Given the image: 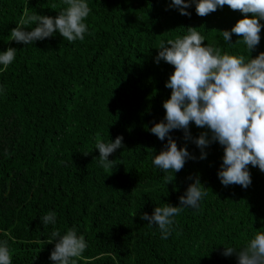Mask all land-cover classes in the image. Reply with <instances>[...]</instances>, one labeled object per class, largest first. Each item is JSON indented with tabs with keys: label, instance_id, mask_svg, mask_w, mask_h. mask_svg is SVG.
<instances>
[{
	"label": "trees",
	"instance_id": "trees-1",
	"mask_svg": "<svg viewBox=\"0 0 264 264\" xmlns=\"http://www.w3.org/2000/svg\"><path fill=\"white\" fill-rule=\"evenodd\" d=\"M171 0H89L92 12L83 41L68 42L59 33L25 45L10 31L37 13L57 16L64 0H0V51L17 48L15 61L0 71V240H7L13 264H53L49 259L53 231L75 226L88 247L76 264H238L225 246L242 247L264 232V171L248 165L251 184L225 186L218 177L224 147L210 144L206 159L183 129L170 135L187 146V159L165 183L152 161L167 145L150 131L166 114L163 103L172 89L166 81L174 66L155 57L161 41L195 27L204 44L223 54L255 58L230 30L243 17L228 5L190 16L168 5ZM251 16V14H247ZM264 23V21H261ZM28 27H34L29 25ZM235 43V44H234ZM193 138L210 130L190 122ZM123 136V147L110 154L111 168L99 164L97 141ZM87 153V154H86ZM207 196L196 210L186 208L175 219L172 234L161 239L156 225L141 213L156 206H178L196 178ZM56 213V224L41 217Z\"/></svg>",
	"mask_w": 264,
	"mask_h": 264
},
{
	"label": "clouds",
	"instance_id": "clouds-1",
	"mask_svg": "<svg viewBox=\"0 0 264 264\" xmlns=\"http://www.w3.org/2000/svg\"><path fill=\"white\" fill-rule=\"evenodd\" d=\"M195 4L196 12L205 16L210 12L230 6L245 14L230 30H222L223 41L230 43L233 33L241 38L246 50L251 51L260 43L261 29L264 28V0H171L168 5L177 8L181 14L190 16L187 11ZM64 7L55 17L33 14L21 20L10 31L11 40L25 45L52 37L59 33L68 42L83 41L89 33L86 23L92 12L89 0H64ZM251 14V16L247 14ZM34 27H28L33 25ZM206 38L195 27L187 28V33L174 39L161 41L155 62L161 59L174 66V71L166 81V87L172 89L170 98L163 103L166 109L162 121L155 123L150 131L160 140L167 137V145L159 154H155L153 165L165 173V183L174 180V173L180 171L186 160L195 159L187 146L178 147L170 135L175 129H183L185 139H192L200 148V159L207 158L205 149L214 142L224 147L223 162L218 177L225 186L239 184L247 188L251 184L248 165L259 166L264 171V51L255 58L244 54L221 53L212 44H204ZM234 43V44H235ZM17 48L8 47L0 51V71L6 70L17 56ZM5 93V85L0 84V95ZM190 122L210 130L201 132L193 138L189 131ZM123 147V136L115 140L97 141L99 164L102 168H111L114 159L110 154ZM87 154V153H86ZM207 188L197 177L179 197V205L164 203L154 211L141 213V219L149 226H158L161 239H167L173 231L176 217L186 208L199 209L207 196ZM44 225L56 224V213L48 211L41 217ZM49 240H55V247L49 259L53 264H76L88 247L83 234L75 226L64 234L53 231ZM222 253L237 255L238 264H264V232H257L244 246L224 245ZM0 264H13L12 254L7 240H0Z\"/></svg>",
	"mask_w": 264,
	"mask_h": 264
}]
</instances>
